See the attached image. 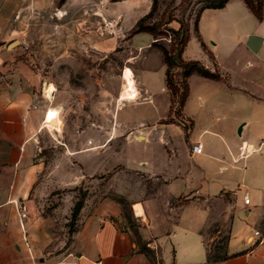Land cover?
Returning <instances> with one entry per match:
<instances>
[{
  "label": "crops",
  "instance_id": "1",
  "mask_svg": "<svg viewBox=\"0 0 264 264\" xmlns=\"http://www.w3.org/2000/svg\"><path fill=\"white\" fill-rule=\"evenodd\" d=\"M152 6L153 0H0V264L62 259L47 248L52 219L32 217L42 193L36 153L48 111L58 108L55 92L52 99L44 95L55 81L54 67L88 53L120 66L121 74L129 68L124 78L133 75L132 92L142 101L124 107L146 105L157 115L161 93L168 104L165 116L152 120L132 119L117 108L106 126L126 131V144H149L157 132L158 153L101 171L90 156L103 152L112 135L101 142L93 134L88 149L80 144L78 184L109 175L81 211L70 251L78 264H264V2L261 20L243 0H229L220 9L202 10L196 29L189 23L180 60L198 62L220 79L190 75L182 118L174 124L162 123L170 95L163 55L153 46L161 40L148 32L131 34ZM167 25L180 26L175 20ZM254 35L261 43L252 52L248 39ZM146 54L160 58L157 68L141 65ZM171 134L183 136L182 142ZM195 144L200 154L192 153ZM117 197L127 202L132 223ZM223 235L225 244L212 256L208 243Z\"/></svg>",
  "mask_w": 264,
  "mask_h": 264
},
{
  "label": "rangeland",
  "instance_id": "2",
  "mask_svg": "<svg viewBox=\"0 0 264 264\" xmlns=\"http://www.w3.org/2000/svg\"><path fill=\"white\" fill-rule=\"evenodd\" d=\"M199 1L184 0L178 6L177 0H155V14L151 22L159 26L157 31L161 35L157 36V39L161 41L158 43L170 45L173 35H170L168 30L172 28L164 25L168 19L178 21L185 27L189 23L194 25L201 7ZM247 1L255 8L262 7L264 2V0ZM164 34L167 37H163ZM192 43H195L194 40ZM118 60L119 58H113L112 63ZM106 62H109L108 59ZM145 63L155 69L159 66L160 58L156 54H151L146 62H141V65ZM138 66L140 63L133 68L137 69ZM127 68L125 67L121 74L120 66L100 63L90 53L77 56L68 64L54 67L55 81L52 86L55 88L54 103L58 105V108H53L55 109L53 115L50 110L48 111V123H46V128L38 141L39 149L36 154L41 165L39 185L42 187V193L37 198V205L34 207L32 217L52 219L53 225L49 229L50 239L47 248L52 252L62 253L60 259L71 254L72 237L77 231L81 211L86 200H90L97 191V189L92 191L93 187L104 186L109 175L106 173L95 176L98 182H94L95 178L83 180L81 185L77 182L80 171L76 154L79 150H83L82 148L88 149L92 146L93 134L97 135L101 142H104L110 135L113 137V142L103 152L90 156L92 161L101 168V171L110 169L116 163H124L126 158L146 157L150 153H158L161 149L156 142L157 132L149 144H143V142L141 144H126V131L106 128L108 123L114 121L117 108L123 107L122 113L129 112L132 119L143 117L150 120L155 115L154 111L146 105L134 108L124 107L128 102L142 101L133 94L137 91L133 75L124 78L130 73L126 70ZM180 80L182 81V77L177 76V81ZM128 88H132L130 90L132 97L126 100L122 94ZM174 102L173 112H176L179 108L176 103L177 99H174ZM167 104L168 95L161 93L156 100V109L154 110L157 115L155 116H165ZM63 119L66 124L63 123ZM171 120L177 123V116L172 115ZM72 122L78 123L80 129L70 128ZM91 122L98 123L99 126L96 124L94 130L84 129ZM171 136L174 137V141L182 142L183 136L178 137L175 134H171ZM82 143H85L86 146L80 149ZM63 157L66 159L65 163L62 162ZM118 200L121 201L125 221L132 223L127 202L123 198ZM224 244L225 235L218 240L215 239L214 242H209L211 255H215L217 248H222Z\"/></svg>",
  "mask_w": 264,
  "mask_h": 264
},
{
  "label": "trees",
  "instance_id": "3",
  "mask_svg": "<svg viewBox=\"0 0 264 264\" xmlns=\"http://www.w3.org/2000/svg\"><path fill=\"white\" fill-rule=\"evenodd\" d=\"M64 0H58V3H62ZM111 1H119V0H111ZM184 1V0H182ZM229 0H200L198 3L201 4V7L198 12L197 19L199 17V14L204 9H220L225 6V4ZM246 4L247 8L251 11V13L258 19H262V7H253L247 0H243ZM156 2L153 0V6L151 9V12L147 14L145 17L140 19L135 27L132 29L131 34H136L140 32H148L155 38L157 36H160L161 33H159L158 30V24L152 23L151 20L154 16V8H155ZM194 23L195 29H196V22ZM173 19H168L164 25L171 22ZM163 25V24H162ZM161 25V26H162ZM179 28L177 30L169 29L171 39H170V45L169 50H167L162 44L160 43H154L153 46L157 47L162 55L164 62L166 64V72H165V83L166 88L170 95V107H169V113L165 120L162 121L163 124H174V122L171 120L172 115L177 116V123L181 120V110L185 103V100L188 95V84H187V78L190 75L196 74L200 77L210 79V80H219L220 76L215 71L212 72L209 69H206L202 65H200L198 62L191 61V62H182L180 60L179 63H177L173 58V53L175 51H181L183 47L186 45L189 39L188 34V27L183 26L179 22ZM167 34V32H165ZM163 37H167V35L164 34ZM180 59V57H179ZM179 71V72H178ZM177 76L182 77V81H177ZM174 99H177V105L178 109L176 112H173V105L175 104ZM192 124L189 121L188 125L184 126L185 133L188 132V130L191 128Z\"/></svg>",
  "mask_w": 264,
  "mask_h": 264
},
{
  "label": "built area",
  "instance_id": "4",
  "mask_svg": "<svg viewBox=\"0 0 264 264\" xmlns=\"http://www.w3.org/2000/svg\"><path fill=\"white\" fill-rule=\"evenodd\" d=\"M44 95H45V98H48L46 94H44ZM262 144L264 145V140H263ZM191 151L194 154H200L202 152V147L200 144H195L191 147ZM243 202H244V204H248L249 199L246 196H244ZM20 217H21V220H24L26 218L25 212H21ZM57 264H78V260H77L76 256L69 254L66 257L62 258Z\"/></svg>",
  "mask_w": 264,
  "mask_h": 264
},
{
  "label": "water",
  "instance_id": "5",
  "mask_svg": "<svg viewBox=\"0 0 264 264\" xmlns=\"http://www.w3.org/2000/svg\"><path fill=\"white\" fill-rule=\"evenodd\" d=\"M261 43V38L258 37V36H250L249 39H248V48L252 51V52H255L258 48V46L260 45ZM14 43L10 44L13 45ZM173 58L176 62H180V59H179V51H175L174 55H173Z\"/></svg>",
  "mask_w": 264,
  "mask_h": 264
},
{
  "label": "bare ground",
  "instance_id": "6",
  "mask_svg": "<svg viewBox=\"0 0 264 264\" xmlns=\"http://www.w3.org/2000/svg\"><path fill=\"white\" fill-rule=\"evenodd\" d=\"M45 89H46V95L48 96V98H49V99H52V98H53V93L55 92V88H54V86H52V85L50 84V85H48L47 88H45ZM122 97H124L126 100H127L128 98H131V97H132V93H131V91L128 89L127 91L123 92ZM129 100H130V99H129ZM129 100H128V101H129ZM131 100H132V99H131ZM50 113H52V115H53L54 110H53V109H50ZM52 115H51V116H52Z\"/></svg>",
  "mask_w": 264,
  "mask_h": 264
}]
</instances>
